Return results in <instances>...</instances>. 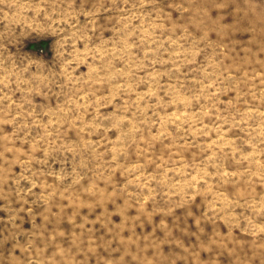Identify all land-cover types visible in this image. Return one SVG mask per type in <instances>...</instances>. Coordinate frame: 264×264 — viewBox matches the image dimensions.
Here are the masks:
<instances>
[{"label":"clouds","instance_id":"9594fccd","mask_svg":"<svg viewBox=\"0 0 264 264\" xmlns=\"http://www.w3.org/2000/svg\"><path fill=\"white\" fill-rule=\"evenodd\" d=\"M0 264H264V0H0Z\"/></svg>","mask_w":264,"mask_h":264}]
</instances>
